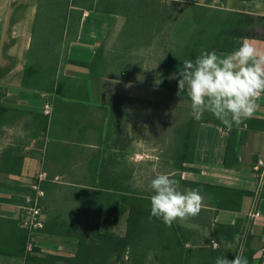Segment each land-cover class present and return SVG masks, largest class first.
I'll return each mask as SVG.
<instances>
[{"label": "trees", "instance_id": "16d2710c", "mask_svg": "<svg viewBox=\"0 0 264 264\" xmlns=\"http://www.w3.org/2000/svg\"><path fill=\"white\" fill-rule=\"evenodd\" d=\"M255 1L264 2V0ZM227 2L228 0H218V2L214 0L205 2L195 0H37L36 17L37 19L45 18L47 21L44 29L50 30L53 34L58 35L61 30L63 33L72 31L70 41L72 42L79 34L86 11L122 16L125 19L122 30L123 49L118 52L121 60L117 69L121 71L128 69L134 72L137 69V66L131 65L135 56L134 51L146 40L150 41L147 44L151 47L158 45V39L163 32L162 38L166 50L162 60L161 75L163 83L167 84L169 76H173L177 81L176 74L184 60L194 61L203 50H215L219 55L237 49L245 39L264 40V15L228 9ZM30 6L29 3L13 1L11 15H15L20 8H23L24 14ZM57 8L61 9V13L64 11L68 18L70 11H77L79 14L70 16L67 27H64L66 19L60 27L61 19L56 18L55 15L61 13H54ZM12 19L11 17V21H15ZM105 47L106 44L102 43L90 62V74L91 79L95 80V87L96 82L109 68ZM47 66L40 62L28 66L25 70L24 85L37 90L54 92L63 97L89 94L88 81L85 79L80 81L72 77L65 80L58 78L57 81L51 80L49 84H41V77H43L41 72L44 68H49L46 70L52 72L53 66ZM53 71L56 74V67ZM31 79L34 81L31 82ZM183 94L187 95V92ZM83 106L84 118L88 116L96 118L93 115L94 112L87 113L89 106ZM75 111L78 114V109L75 108ZM187 114L173 127L171 143L166 153L167 162H165L172 168L168 174L172 175L171 173L174 172L175 176L172 178L177 180L184 190L201 188L202 193L210 196V203L217 209L240 212L244 198L252 195L251 192L191 182L182 178L181 173L184 171H197L190 164L195 160L200 124L203 122L220 124L219 120L208 113H205L201 121H196L189 113ZM101 115L103 120L105 118L108 120L109 130L106 139L111 142L109 160L106 162L107 158L104 157L106 150H98L93 158L94 160L103 159L104 162H87L82 174L83 182L90 188L86 194L87 200L91 201L93 206V215L85 225L80 226H76L77 223L73 224V218L66 219L58 214L53 215L51 224L45 222L40 232L75 239L77 241L75 250L66 255L44 254L41 248L36 246L27 264H149L151 254L158 260V264H215L218 256L233 259L236 254H239L238 248L234 256H227L220 247L214 248L213 242H219L222 237L232 241L236 236H243L241 219L235 224L217 223L211 246L190 250L187 242L191 240V233L187 228L176 223L168 227L162 220L150 218L151 196L139 193L129 186L128 180L133 173L123 162H109L113 158V149H118V146H121V150L124 147L127 148L129 125L132 132L130 142L138 139L140 136L138 124L136 122L131 124L130 117L124 122L123 116L126 114L120 103L112 104L110 110ZM47 124L48 118L45 127ZM244 124L249 130H264L263 120L250 118ZM237 164H239V157L231 136L226 151L225 167L232 168ZM13 172L17 173V170L13 169ZM28 192V194L34 193L32 189ZM126 212H128V219L124 235L117 234L104 226L106 217L113 216L119 220ZM18 224L20 247L14 255L21 259L24 256L28 234L21 228L20 222ZM255 254L256 251L251 248L250 237L247 236L243 255L247 257L249 264H257Z\"/></svg>", "mask_w": 264, "mask_h": 264}, {"label": "crops", "instance_id": "0c3cea01", "mask_svg": "<svg viewBox=\"0 0 264 264\" xmlns=\"http://www.w3.org/2000/svg\"><path fill=\"white\" fill-rule=\"evenodd\" d=\"M13 1L31 4L29 9H34L37 4V0H0V264H21L20 257L14 255L20 247L18 222L22 215L21 206L31 195L28 190L31 189L35 177L41 173L46 174V180L42 184L45 196L41 200L44 221L51 224V218L56 214L70 219V212L63 209L65 207L60 201V187L62 184H74L77 181L71 175L76 162L103 161L93 158L98 150H106L104 157L108 162L111 145L106 139L108 120L101 118V114H106L111 105L102 95L96 93L95 80L91 79L90 74V62L96 50L110 35L100 40L101 17L112 15L86 11L79 34L69 46H65L63 53L59 54L56 74L53 73L43 84H49L53 79L57 81L58 78L65 80L72 77L80 81L87 80L89 88L87 96L63 97L54 92L24 85L25 69L30 62H35L36 55H42V51L38 53L30 49L32 21L30 24L23 22L25 16L11 21ZM233 2L235 0H228V9L264 15L262 1L242 0L247 7L245 9L234 7ZM256 4L261 7L257 8ZM91 14L96 16L89 18ZM246 40L260 52H264V40ZM107 48L106 46V56L110 54ZM224 54L227 53L219 55ZM46 102L52 106L51 115L45 112ZM257 103L259 108L252 118L264 121V97ZM83 105L89 106L87 113L94 112L96 118H84ZM75 108L78 109V114ZM46 117L48 124L45 127ZM127 132V148L121 150V146H118V149H113V158L109 162H130L128 157L133 151L130 125ZM231 136L239 164L226 168L225 157ZM123 143L125 146V141ZM263 160V129L249 130L244 124L229 130L221 122L200 124L195 160L190 164L197 171H184L181 173L182 178L191 182L242 189L252 195L244 198L240 212H234L217 209L210 203V196L202 193L205 197V207L201 213L195 218L176 223L190 231L191 240L187 242L190 250L211 246L217 223L235 224L241 219L244 235L250 237L251 248L256 251L257 264H264V190L258 197V209L261 214L254 219L248 216L257 199L256 191L259 186L255 168ZM13 169L17 170V173L13 172ZM241 240L240 235L232 241L222 237L216 243L227 256H234L242 246ZM36 241L42 253L60 255L73 252L77 242L73 238L68 239L43 231L37 234Z\"/></svg>", "mask_w": 264, "mask_h": 264}, {"label": "rangeland", "instance_id": "374dc122", "mask_svg": "<svg viewBox=\"0 0 264 264\" xmlns=\"http://www.w3.org/2000/svg\"><path fill=\"white\" fill-rule=\"evenodd\" d=\"M195 1L205 2L206 0ZM214 1L218 2V0ZM244 4L242 0L233 2L234 7L238 9L247 8ZM35 8H28L24 14L23 8H20L15 15L11 16L14 20L25 16L23 22L26 24H30L32 21L30 49L38 53L42 51V55H36L38 60L36 58L35 62H30L28 66L40 62L45 66L56 67L57 70V58L59 54L63 53L65 46L71 44L72 31L63 33L61 30L57 35L51 33L50 30H45L44 24L47 20L45 18L37 19V6ZM58 12L61 13L60 8L54 11V13ZM78 14L77 11H70L68 15L70 18V16ZM94 16L91 14L89 18ZM55 17L61 19L60 27L65 23V19L64 27H67L68 21L70 22L64 11L60 15H55ZM124 23L125 19L122 16L101 17L99 38L104 40L110 34L105 41L110 54H107L109 68L105 70L103 77L97 81L96 93L102 95L110 105L114 103L121 104L126 114L123 116L124 122L130 117L131 124L135 122L138 124L140 136L133 142V151L128 157L130 162L123 163L133 173L128 180L129 186L139 193L151 196L153 192L150 188V181L158 174H168L172 169L165 163L167 162L166 153L171 143L173 127L185 118L188 115L187 113H190V100L184 94L177 96V81L173 76H169L167 84L163 83L164 80L161 75L162 60L166 50L162 38L163 32L158 39V45L151 47L150 44H147L150 41L146 40L141 47L134 51L135 56L131 62V65L137 66L134 72L128 71V69L127 71L117 70L121 60L118 52L123 49L124 35L122 30L124 29ZM53 68L52 72L46 70L49 68H44L41 72L43 74L41 84L52 76L54 73ZM137 154H142L145 157L137 159ZM75 166V170L71 175L77 181L74 184H62L58 193L60 201L65 207L63 209L70 212V218H73L74 221L73 224L77 223L75 225L80 226L85 225L91 219L94 209L91 201L87 200L86 192L90 191V188L82 180L87 162H76ZM173 174L168 175L173 177L175 173ZM178 186L181 191H184V187L180 186L179 183ZM127 219L128 212L119 220L109 216L104 219V226L117 234L124 235ZM149 261V264H158V260L152 254Z\"/></svg>", "mask_w": 264, "mask_h": 264}, {"label": "clouds", "instance_id": "9594fccd", "mask_svg": "<svg viewBox=\"0 0 264 264\" xmlns=\"http://www.w3.org/2000/svg\"><path fill=\"white\" fill-rule=\"evenodd\" d=\"M256 7H261L256 4ZM177 75V96L185 91L190 100V116L201 121L205 113L214 116L227 129L240 127L259 108L264 97V52L244 40L230 53L201 51L195 60H184ZM150 218L171 227L197 217L205 207L201 188L181 191L178 181L158 174L150 181ZM215 264H249L243 250L233 259L218 256Z\"/></svg>", "mask_w": 264, "mask_h": 264}, {"label": "built area", "instance_id": "2783aa9c", "mask_svg": "<svg viewBox=\"0 0 264 264\" xmlns=\"http://www.w3.org/2000/svg\"><path fill=\"white\" fill-rule=\"evenodd\" d=\"M44 109L46 114H52V106L49 102L45 103ZM136 157L137 159H143L145 156L142 154H137ZM255 170L257 172V177L259 180V186L256 191L257 199L255 200L254 207L248 214L251 219L258 217L261 214L258 209V197L264 190V160L260 161ZM45 180V173H41L40 175L35 177L30 186L34 193L29 195L26 198V203L21 206L22 215L20 218V226L21 228L26 230L28 234L24 256L23 258H21V264H27L28 258L34 253V249L37 246L36 236L45 226L41 203V200L45 194V191L42 188V184ZM246 237V235L242 236V246L239 248V253L244 249ZM213 246L217 247L218 244L216 242H213Z\"/></svg>", "mask_w": 264, "mask_h": 264}]
</instances>
